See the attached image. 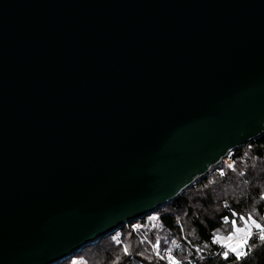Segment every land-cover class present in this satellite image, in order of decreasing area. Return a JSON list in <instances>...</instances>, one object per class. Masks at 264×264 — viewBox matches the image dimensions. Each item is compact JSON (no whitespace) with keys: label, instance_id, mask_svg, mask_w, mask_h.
<instances>
[{"label":"water","instance_id":"95a60500","mask_svg":"<svg viewBox=\"0 0 264 264\" xmlns=\"http://www.w3.org/2000/svg\"><path fill=\"white\" fill-rule=\"evenodd\" d=\"M264 136V0H0V264H58Z\"/></svg>","mask_w":264,"mask_h":264},{"label":"trees","instance_id":"16d2710c","mask_svg":"<svg viewBox=\"0 0 264 264\" xmlns=\"http://www.w3.org/2000/svg\"><path fill=\"white\" fill-rule=\"evenodd\" d=\"M229 155L231 167L222 163L217 165L195 181L190 192L185 191L152 215L86 249L93 252L81 251L78 254L80 262L163 264L152 258L147 250V242L157 241L161 233L163 255L166 252L170 255L167 264L174 261L183 264H264V136ZM152 216H157L159 233L156 229L147 230ZM243 222L250 227L251 236L243 243L241 253L236 255L216 239L229 236L233 226L243 227ZM133 225L137 228H130ZM128 228L131 229L129 234ZM117 234L129 236L115 243ZM124 244H127L126 248H123Z\"/></svg>","mask_w":264,"mask_h":264},{"label":"rangeland","instance_id":"374dc122","mask_svg":"<svg viewBox=\"0 0 264 264\" xmlns=\"http://www.w3.org/2000/svg\"><path fill=\"white\" fill-rule=\"evenodd\" d=\"M221 163L223 165H226V166H230L231 167L232 166L231 155L228 154L227 157L224 158ZM190 187L186 190L187 192H190L191 191L190 190L191 189ZM152 214H150V215H152ZM150 215H148V216H150ZM148 216H146V217H148ZM136 221H138V220H136ZM136 221H134V222H136ZM134 222H131L128 225H130V224H132ZM243 225H244V222H243ZM126 226H124V227H126ZM130 228L136 229L137 226L136 225H133ZM130 228H128V230H127L128 234H129V232L131 230ZM183 228L184 229H187L185 227V225H183ZM122 229H120L119 231H121ZM151 229H156L158 231V233H159V226H158V222H157V216H152V218L149 219V224L147 226V230H151ZM119 231H117L116 233H118ZM249 232H250V227L247 226V225H244L243 227H238V226L234 225L233 226V229H232V233L229 236H227L225 238L218 237L216 240H217V242L219 244H221L223 247H225L228 251H231V252L235 253L236 255H239L241 253V250L243 248V243H244L243 240H242V238H243L244 235H246ZM116 233H114V234H112L110 236H113ZM120 235L121 234H117L115 236V238L113 240L115 243L121 242L120 240L122 238H123V240H125L129 236V235H127L126 237H121ZM110 236H108V237H110ZM132 242H134V241H132ZM147 244L149 245V249L147 248V250L150 253L151 257L154 258V259L159 260L160 263L167 264V261H168L170 255H169V252H166L163 255V252H162L163 235L161 233H159L158 240L157 241H155V242L149 241V242H147ZM126 245L127 244H124L123 245V248H126ZM92 246H94V245L87 246V247L83 248L81 251H86V252L91 253V252H93L92 250H86V249L87 248H90ZM138 249L142 250V248H138ZM81 251L79 253H81ZM79 253H77L73 257L65 260L64 261V262H66L65 264H85V263L80 262V260L78 259L79 258V255H78ZM64 262H61V263H58V264H63ZM188 262H190V261L188 260ZM173 264H183V262H181V261H174Z\"/></svg>","mask_w":264,"mask_h":264},{"label":"built area","instance_id":"2783aa9c","mask_svg":"<svg viewBox=\"0 0 264 264\" xmlns=\"http://www.w3.org/2000/svg\"><path fill=\"white\" fill-rule=\"evenodd\" d=\"M250 236H251V233H248V234L244 235L243 238H242L243 242L247 241Z\"/></svg>","mask_w":264,"mask_h":264}]
</instances>
